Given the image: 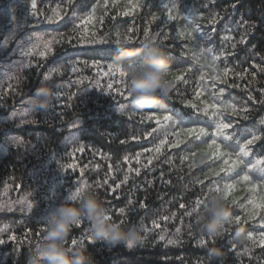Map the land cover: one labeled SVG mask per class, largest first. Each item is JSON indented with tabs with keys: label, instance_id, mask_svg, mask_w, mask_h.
<instances>
[{
	"label": "trees",
	"instance_id": "obj_1",
	"mask_svg": "<svg viewBox=\"0 0 264 264\" xmlns=\"http://www.w3.org/2000/svg\"><path fill=\"white\" fill-rule=\"evenodd\" d=\"M8 12L40 45L0 50V264H264V0Z\"/></svg>",
	"mask_w": 264,
	"mask_h": 264
},
{
	"label": "rangeland",
	"instance_id": "obj_2",
	"mask_svg": "<svg viewBox=\"0 0 264 264\" xmlns=\"http://www.w3.org/2000/svg\"><path fill=\"white\" fill-rule=\"evenodd\" d=\"M6 17H13V16L10 14V12H8L5 15H0L1 20H4ZM25 18L26 16H24L22 19H15V25H13V28L11 30L12 32L10 33L8 32L6 36L4 37V40L0 41V50H3L4 48L9 50L11 52V55H9L8 58L11 61L15 62V64L18 67H22L25 65V62H23L24 55H22L23 48L25 47L30 48L32 53L35 54L40 45V40L35 39L37 30L32 29L31 23L28 24L26 21H24ZM1 30H2V27L0 26V31ZM11 40H13L14 43H12ZM50 45H51L50 43H47L44 45V48L48 49ZM1 53L2 51L0 52V54ZM29 53L30 51H28V54ZM0 66H1V63H0ZM54 67L56 69L59 66H54ZM2 83L3 82L0 81V85ZM22 110L23 109L16 108V110H11L9 114H6V115L3 113L0 114V130H1V127L3 126H5L6 128L16 127L20 125L22 122H24L25 118L21 119V117L19 116ZM2 138L4 141L0 143V149L4 142L14 141V137L13 136L10 137L9 133H5ZM19 204L25 205V209H24L25 211L30 210V208L26 209V205H28V203L26 204L24 201H22V202H19ZM10 207H11V204L7 205L6 207H4L3 205L1 208V212L15 211V209H11ZM35 251L38 254V259L35 260L31 264H54L55 262H57V259H50L49 255L44 253L41 249L37 248Z\"/></svg>",
	"mask_w": 264,
	"mask_h": 264
}]
</instances>
